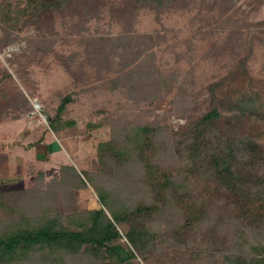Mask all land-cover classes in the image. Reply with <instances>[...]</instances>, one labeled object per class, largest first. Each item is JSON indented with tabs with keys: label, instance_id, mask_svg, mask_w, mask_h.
Segmentation results:
<instances>
[{
	"label": "trees",
	"instance_id": "1",
	"mask_svg": "<svg viewBox=\"0 0 264 264\" xmlns=\"http://www.w3.org/2000/svg\"><path fill=\"white\" fill-rule=\"evenodd\" d=\"M124 1L118 12L111 10L127 23L126 31L96 40V49L87 45L97 67L95 87L105 73L114 74L110 82L122 102L78 122L62 119L72 98L61 99L47 128L76 127L80 135L70 160L51 176L36 172L44 171L47 156L36 158L35 149L20 142L8 149L33 167L21 177H0V264H264V145L237 132L216 103L197 106L187 83L170 97L156 80L153 48L165 34L136 32L135 9L159 13L186 0ZM218 2L214 21L233 6V0ZM105 4L0 0V53L22 39L6 59L23 79L21 58L53 48L56 38L39 32L52 30L54 14L98 17ZM79 30L88 38V29ZM172 115L185 120L177 129ZM31 173V186L15 187ZM87 189L95 192L97 207L79 206Z\"/></svg>",
	"mask_w": 264,
	"mask_h": 264
},
{
	"label": "rangeland",
	"instance_id": "2",
	"mask_svg": "<svg viewBox=\"0 0 264 264\" xmlns=\"http://www.w3.org/2000/svg\"><path fill=\"white\" fill-rule=\"evenodd\" d=\"M124 3L106 0L98 17L54 14L52 30L47 33L43 25L39 32L56 38L53 48L42 57L35 54L27 60L21 58L23 79L17 78L13 69L16 65L10 67L6 59L11 51L19 49L22 39L0 53L1 174L21 177L33 167L21 155H7L8 147L15 142L24 144L29 151L34 148L38 159L44 160L47 152L45 157L50 161L43 164L44 171L36 169L45 177L51 176L58 164L70 160V153L78 144L74 137L80 135L77 128L57 132L47 128L49 117L57 113L65 95L70 94L72 99L62 119L74 118L78 122L82 115L102 116L122 102V92L110 82L114 74L105 73L99 81L101 86L95 87L97 67L91 63L87 45L96 49V40L116 38L126 31L127 23L117 13ZM216 4L218 0H186L180 7L159 13L148 7L138 8L133 26L136 32L147 36L156 30L165 34L153 48L154 67L156 80L163 83L170 97L180 92L181 83H187L197 106L209 108L216 103L220 112L236 124L237 132L264 145V122L258 120L264 117V0H233L232 7L223 8L224 16L214 21L218 17ZM33 29L29 27L28 33L38 34ZM79 29H88V38ZM22 34L20 31L17 36ZM229 35L233 36L232 43ZM7 71L11 77L6 76ZM18 103H23L21 109L14 108ZM169 120L175 129L185 122L173 115ZM4 165H10L9 171ZM34 176L31 173L24 177L15 187L22 183L31 186L36 181ZM78 204L81 208L97 207L95 192L81 191Z\"/></svg>",
	"mask_w": 264,
	"mask_h": 264
},
{
	"label": "crops",
	"instance_id": "3",
	"mask_svg": "<svg viewBox=\"0 0 264 264\" xmlns=\"http://www.w3.org/2000/svg\"><path fill=\"white\" fill-rule=\"evenodd\" d=\"M10 148H12V147H11V146L8 147V149H10ZM2 149H3V148H2ZM46 153H47V152H46ZM46 153H44V156H43L44 158H45V156H47ZM2 155H3V154L0 153V158L2 157ZM7 155L9 156L10 154L8 153ZM13 155H14V154H13ZM10 156H11V155H10ZM37 156H38V153H37ZM37 156H36V157H37ZM39 159H41V158H39ZM17 163H18V162L16 161V164H17ZM16 164H14V163H10V165H14V166H15ZM10 165H8V166H7V165H6V166L4 165V166H5L4 168H5L6 170L9 171V169H10V168H9ZM2 171H3V167L0 165V177H7L8 175H10V177H14V176H16L15 174H10V173L7 174V175H6L5 173L1 174Z\"/></svg>",
	"mask_w": 264,
	"mask_h": 264
}]
</instances>
